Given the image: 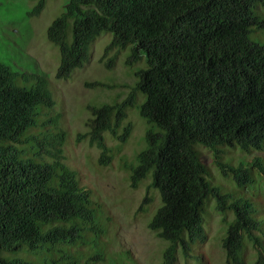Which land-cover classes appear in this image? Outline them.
<instances>
[{"label": "trees", "instance_id": "trees-1", "mask_svg": "<svg viewBox=\"0 0 264 264\" xmlns=\"http://www.w3.org/2000/svg\"><path fill=\"white\" fill-rule=\"evenodd\" d=\"M46 1L30 14L39 15ZM63 8L47 29L60 52L58 78L84 66L104 31L112 35L107 50L131 48L126 64L147 63L136 70L126 100L89 107L87 126L100 165L108 166L113 155L104 133L122 143L129 138L127 109L137 106L149 125L146 147L128 169L133 187L150 176L161 196L149 228L169 243L163 264H177L179 249L191 257L194 244L207 240L210 199L227 226L225 264H249V246L253 264H264V214L251 200L232 199L208 182L196 148L264 153V0H69ZM54 105L45 76L20 75L0 61V251L84 244L81 233L99 224L90 192L63 161L66 133L59 118L44 112ZM218 165L239 188L253 183L243 163ZM249 167L264 174L259 157ZM0 264L30 263L0 256Z\"/></svg>", "mask_w": 264, "mask_h": 264}, {"label": "rangeland", "instance_id": "rangeland-1", "mask_svg": "<svg viewBox=\"0 0 264 264\" xmlns=\"http://www.w3.org/2000/svg\"><path fill=\"white\" fill-rule=\"evenodd\" d=\"M38 1L0 0V61L20 75L37 73L47 78L55 105L44 112L54 120L59 118L66 133L63 161L78 173L81 185L90 192L99 208L100 225H91L92 229L81 233L84 244H65L56 250L37 252L24 247L20 252L0 251V256L7 260L22 258L30 264H44L45 261L75 264V258L80 264H163L169 243L149 228L162 205L161 196L151 186L150 176L133 187L128 169L130 164H136L137 154L146 147L145 134L149 125L137 106L128 108L124 125L132 127L129 138L122 143L110 132L104 133L113 155L108 166L100 165L101 151L91 144L87 126L92 117L89 107L126 100L136 81V70L146 67L147 63L142 58L133 66L126 64L131 48L107 50L112 35L104 31L91 43L84 66L67 79L58 78L60 52L49 42L47 29L62 14L69 0H47L39 15H31ZM250 38L257 39L254 34ZM112 57H115L114 62H110ZM96 82L105 87L95 85ZM142 99L140 95L138 103ZM196 148L205 163L208 182L218 187L222 194L231 195L232 199L251 200L258 206L260 214H264V174L249 167L255 157L261 158L264 164V157L260 155L264 153H247L228 147L208 148L200 144ZM218 162L234 167L243 163L249 168L253 183L239 188L230 174L222 173ZM204 208L207 240L202 244L195 243L189 258H185L179 249L177 264H225L222 242L227 226L213 199L207 200ZM232 219L233 214L229 212L228 220ZM247 257L249 264H253L255 253L250 246Z\"/></svg>", "mask_w": 264, "mask_h": 264}]
</instances>
